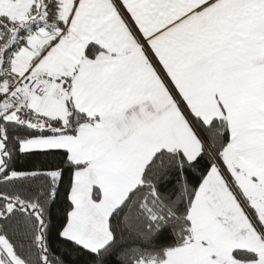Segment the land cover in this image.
<instances>
[{
	"label": "snow or ice",
	"instance_id": "snow-or-ice-1",
	"mask_svg": "<svg viewBox=\"0 0 264 264\" xmlns=\"http://www.w3.org/2000/svg\"><path fill=\"white\" fill-rule=\"evenodd\" d=\"M0 264H264V0H0Z\"/></svg>",
	"mask_w": 264,
	"mask_h": 264
}]
</instances>
